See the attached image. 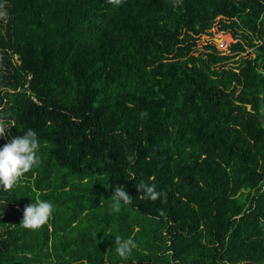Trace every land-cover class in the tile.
<instances>
[{
  "label": "trees",
  "instance_id": "trees-1",
  "mask_svg": "<svg viewBox=\"0 0 264 264\" xmlns=\"http://www.w3.org/2000/svg\"><path fill=\"white\" fill-rule=\"evenodd\" d=\"M6 8L0 149L32 129L41 164L0 186V264H264V0ZM120 185L133 200L114 213ZM36 199L54 211L33 232L19 225ZM116 235L137 244L127 259Z\"/></svg>",
  "mask_w": 264,
  "mask_h": 264
},
{
  "label": "clouds",
  "instance_id": "clouds-1",
  "mask_svg": "<svg viewBox=\"0 0 264 264\" xmlns=\"http://www.w3.org/2000/svg\"><path fill=\"white\" fill-rule=\"evenodd\" d=\"M107 3L119 7L122 5L123 0H107ZM180 5H182V0H173V8ZM8 19L9 15L5 0V3H0V20L7 23ZM140 115L142 119L148 117L147 112H142ZM12 127H14V124L0 119V137H4ZM39 148L40 143L37 133L32 129H28L23 135L13 137L0 149V186L5 191L12 190L26 173L41 164V159L38 155ZM126 158L129 163L134 162L133 155H128ZM150 179L154 180V177ZM136 187L139 192H143L141 199L151 200L153 202L159 199L161 203L167 202V194L157 191L154 183L141 182ZM110 199L112 200L110 208L114 213L121 211L122 204L130 205L133 200L126 193L123 185L114 187ZM53 211L54 205L51 202L36 199L34 204L25 206L23 219L19 226L35 232L48 224L52 218ZM159 214L164 216L166 213L164 210H159ZM136 247L137 244L132 238L123 239L119 235L115 236L114 249L121 259H127Z\"/></svg>",
  "mask_w": 264,
  "mask_h": 264
},
{
  "label": "rangeland",
  "instance_id": "rangeland-1",
  "mask_svg": "<svg viewBox=\"0 0 264 264\" xmlns=\"http://www.w3.org/2000/svg\"><path fill=\"white\" fill-rule=\"evenodd\" d=\"M215 38H220L219 41H216V44L218 45V47L220 49H222L223 51L229 52L230 51V43L233 41L231 35L229 33L226 32H222L220 31L218 34H216L214 36L213 39ZM243 57H254V53L253 51H251V49H247L244 53L241 54ZM264 123V120H263Z\"/></svg>",
  "mask_w": 264,
  "mask_h": 264
},
{
  "label": "water",
  "instance_id": "water-1",
  "mask_svg": "<svg viewBox=\"0 0 264 264\" xmlns=\"http://www.w3.org/2000/svg\"><path fill=\"white\" fill-rule=\"evenodd\" d=\"M214 40H215V41H219L220 38H215ZM248 110L251 111V105H248Z\"/></svg>",
  "mask_w": 264,
  "mask_h": 264
}]
</instances>
